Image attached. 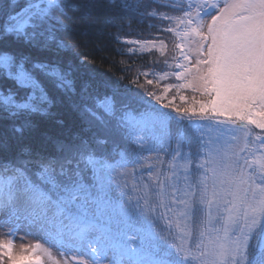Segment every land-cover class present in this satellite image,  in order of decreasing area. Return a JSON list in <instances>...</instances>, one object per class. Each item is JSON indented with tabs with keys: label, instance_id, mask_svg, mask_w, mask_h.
<instances>
[{
	"label": "snow or ice",
	"instance_id": "obj_1",
	"mask_svg": "<svg viewBox=\"0 0 264 264\" xmlns=\"http://www.w3.org/2000/svg\"><path fill=\"white\" fill-rule=\"evenodd\" d=\"M0 264H264V0H0Z\"/></svg>",
	"mask_w": 264,
	"mask_h": 264
},
{
	"label": "trees",
	"instance_id": "obj_2",
	"mask_svg": "<svg viewBox=\"0 0 264 264\" xmlns=\"http://www.w3.org/2000/svg\"><path fill=\"white\" fill-rule=\"evenodd\" d=\"M161 2H166V0H161ZM124 23L126 25L125 34H127L129 39L149 38L150 33L154 31L148 27V22L125 20ZM76 41H88L86 51L90 53L92 59V63L88 65V69L99 78H106L120 83V81L116 80V77L123 74L121 69L126 66L121 61L131 63L133 69L141 65L148 66L150 64V58L146 54L143 57L140 55H129L127 54L126 47L109 42L105 38L97 39L95 36L69 37L70 43ZM121 51L125 54L122 55ZM176 103H180L178 98Z\"/></svg>",
	"mask_w": 264,
	"mask_h": 264
}]
</instances>
